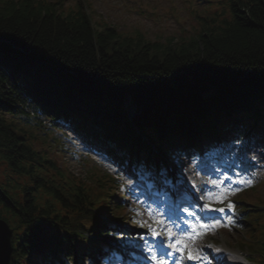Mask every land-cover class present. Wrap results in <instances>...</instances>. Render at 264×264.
<instances>
[{
    "label": "trees",
    "instance_id": "16d2710c",
    "mask_svg": "<svg viewBox=\"0 0 264 264\" xmlns=\"http://www.w3.org/2000/svg\"><path fill=\"white\" fill-rule=\"evenodd\" d=\"M231 13L220 25L204 20L194 38L163 42L95 23L80 3L0 0V161L32 185L20 187L21 202L0 186V219L13 217L18 232L11 264L74 256L72 227L93 219L84 181L64 177L31 147L35 134L19 126L27 107L92 118L131 155L143 149L129 129V101L140 111L135 122L172 148L190 138L191 112L216 137L218 125L264 124V0H231ZM249 215L257 224L245 225L248 234L264 236V214Z\"/></svg>",
    "mask_w": 264,
    "mask_h": 264
},
{
    "label": "rangeland",
    "instance_id": "374dc122",
    "mask_svg": "<svg viewBox=\"0 0 264 264\" xmlns=\"http://www.w3.org/2000/svg\"><path fill=\"white\" fill-rule=\"evenodd\" d=\"M96 10L97 16L105 19L110 25L117 26L120 32H141L149 40H169V39H186L189 40L201 33V24L198 22V16H212L217 12L218 19L229 18L227 9L228 0H211L209 4L198 3L195 0H91ZM208 0H206L207 2ZM147 9H145V8ZM198 13V14H197ZM130 116H134L136 108L133 105L128 106ZM59 135V134H58ZM66 141L64 137H59ZM51 141V140H50ZM67 142V141H66ZM53 145V143H52ZM39 150L41 146L35 144ZM48 150L51 148L46 147ZM52 150V149H51ZM242 156L241 171L248 178H253L260 182V194L264 196V148L261 149H243L239 153ZM57 162L64 169L69 168L70 172L81 175L83 172V161L72 160L70 155H56ZM56 158V157H55ZM182 163L184 168V179H188L200 189L206 188L207 182L210 180H223L224 187H231L233 181L224 179L223 173L210 165L207 161H191L185 160ZM95 165L89 159V167ZM259 165L257 170L253 166ZM0 183L9 186L11 190L17 191V187L27 183V180L13 174L10 169L0 162ZM210 185V184H209ZM211 191H215L213 188ZM191 211L194 212L193 208ZM223 215V213H220ZM14 224L16 221L10 217ZM195 220V217H191ZM228 218L222 217L221 222L227 224ZM235 225L227 227H217L211 235L217 238L227 236L228 243L236 240V236H240V231L234 228ZM230 231V232H229Z\"/></svg>",
    "mask_w": 264,
    "mask_h": 264
},
{
    "label": "snow or ice",
    "instance_id": "6c2138e0",
    "mask_svg": "<svg viewBox=\"0 0 264 264\" xmlns=\"http://www.w3.org/2000/svg\"><path fill=\"white\" fill-rule=\"evenodd\" d=\"M224 179H229L225 177ZM210 184L215 191H211L208 188L202 189V194L199 197L200 200L204 201L200 206V211L204 212L209 221L214 218L207 214L213 212L224 213L226 208L229 211H235V206L228 199L229 196L235 195L239 189H232L231 187H224L223 180H210L207 182ZM237 184H244L250 186L252 184L251 179L237 180ZM184 211L190 217H196L195 220H184L183 223L187 226L185 229H181L180 233L177 234L171 227L165 228L164 222L157 216H152V223L149 224L147 221H136L133 223L139 224L140 227H147L149 229L151 243L145 237H141L143 240V247L150 253V260L153 264H169V261L165 259L167 257H173L175 253H179V259H175L174 264H184V261H193L194 264H201V261L205 260V254L202 249L195 248L194 242L197 239L202 238L211 232H214L217 227L230 226L233 224L231 217L228 218L227 224L221 225L219 220H215L214 223H205L199 217L197 213L189 211L185 208ZM151 214V213H150ZM139 215V213H137ZM36 228L40 225L37 223ZM179 228V225H176ZM157 250L159 256H157Z\"/></svg>",
    "mask_w": 264,
    "mask_h": 264
},
{
    "label": "water",
    "instance_id": "95a60500",
    "mask_svg": "<svg viewBox=\"0 0 264 264\" xmlns=\"http://www.w3.org/2000/svg\"><path fill=\"white\" fill-rule=\"evenodd\" d=\"M12 233L9 230L8 225L2 219H0V264H9L12 250Z\"/></svg>",
    "mask_w": 264,
    "mask_h": 264
},
{
    "label": "bare ground",
    "instance_id": "6f19581e",
    "mask_svg": "<svg viewBox=\"0 0 264 264\" xmlns=\"http://www.w3.org/2000/svg\"><path fill=\"white\" fill-rule=\"evenodd\" d=\"M61 120H60V118H58V122H60Z\"/></svg>",
    "mask_w": 264,
    "mask_h": 264
}]
</instances>
